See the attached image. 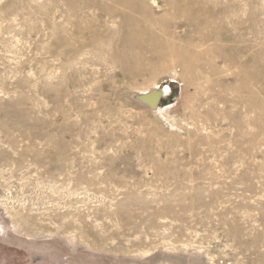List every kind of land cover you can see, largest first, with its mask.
<instances>
[{"label": "rangeland", "instance_id": "rangeland-1", "mask_svg": "<svg viewBox=\"0 0 264 264\" xmlns=\"http://www.w3.org/2000/svg\"><path fill=\"white\" fill-rule=\"evenodd\" d=\"M129 1L0 0V264H264V0Z\"/></svg>", "mask_w": 264, "mask_h": 264}, {"label": "bare ground", "instance_id": "bare-ground-1", "mask_svg": "<svg viewBox=\"0 0 264 264\" xmlns=\"http://www.w3.org/2000/svg\"><path fill=\"white\" fill-rule=\"evenodd\" d=\"M123 3H124V5L125 6H129V4H130V1L129 0H123ZM154 3V2H153ZM155 4V3H154ZM114 9V8H113ZM117 17V16H116ZM126 32V31H125ZM129 32V31H128ZM146 32V31H145ZM129 34V33H128ZM135 35H136V33H135ZM140 35V34H139ZM127 38V37H126ZM126 45V44H125ZM125 47V46H124ZM155 47V46H154ZM167 48V47H166ZM181 49V48H180ZM157 50V49H156ZM169 50H175V52H176V50H178V47L177 46H174V45H170L169 46ZM177 58V57H176ZM18 225V224H17Z\"/></svg>", "mask_w": 264, "mask_h": 264}, {"label": "water", "instance_id": "water-1", "mask_svg": "<svg viewBox=\"0 0 264 264\" xmlns=\"http://www.w3.org/2000/svg\"><path fill=\"white\" fill-rule=\"evenodd\" d=\"M175 92H177V90H175Z\"/></svg>", "mask_w": 264, "mask_h": 264}]
</instances>
